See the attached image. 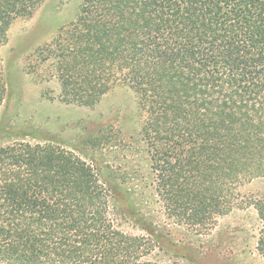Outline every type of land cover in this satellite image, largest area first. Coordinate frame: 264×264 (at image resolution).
Here are the masks:
<instances>
[{
	"label": "trees",
	"instance_id": "16d2710c",
	"mask_svg": "<svg viewBox=\"0 0 264 264\" xmlns=\"http://www.w3.org/2000/svg\"><path fill=\"white\" fill-rule=\"evenodd\" d=\"M42 2L0 0V47ZM85 3L56 60L62 99L94 105L130 83L164 215L205 231L235 208L237 187L264 178V0ZM6 94L0 64V105ZM108 188L61 146L1 147L0 264H156L115 225ZM257 212L264 261V201Z\"/></svg>",
	"mask_w": 264,
	"mask_h": 264
},
{
	"label": "rangeland",
	"instance_id": "374dc122",
	"mask_svg": "<svg viewBox=\"0 0 264 264\" xmlns=\"http://www.w3.org/2000/svg\"><path fill=\"white\" fill-rule=\"evenodd\" d=\"M85 5L44 0L10 26L0 47L7 93L0 105V148L54 144L94 168L109 187L115 225L144 238L147 258L156 264H264L256 249L264 178L237 187L235 208L205 231L179 226L166 218L154 192L148 114L136 89L119 78L94 105L62 99L56 60Z\"/></svg>",
	"mask_w": 264,
	"mask_h": 264
}]
</instances>
